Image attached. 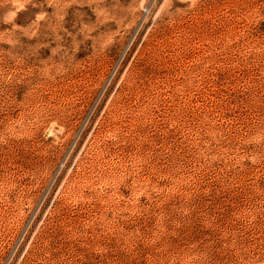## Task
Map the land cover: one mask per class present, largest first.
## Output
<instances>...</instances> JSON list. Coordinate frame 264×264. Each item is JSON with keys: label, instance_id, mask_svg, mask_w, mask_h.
Instances as JSON below:
<instances>
[{"label": "rangeland", "instance_id": "1", "mask_svg": "<svg viewBox=\"0 0 264 264\" xmlns=\"http://www.w3.org/2000/svg\"><path fill=\"white\" fill-rule=\"evenodd\" d=\"M0 264H264V0H0Z\"/></svg>", "mask_w": 264, "mask_h": 264}]
</instances>
